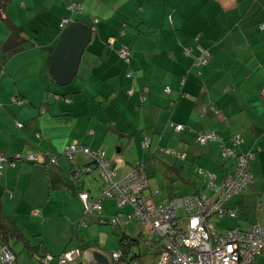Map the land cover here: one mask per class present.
<instances>
[{"label": "crops", "instance_id": "obj_1", "mask_svg": "<svg viewBox=\"0 0 264 264\" xmlns=\"http://www.w3.org/2000/svg\"><path fill=\"white\" fill-rule=\"evenodd\" d=\"M72 2L81 4V14L69 9ZM63 19L86 24L93 32L71 87L58 85L50 73ZM12 23L32 43L6 57L1 44ZM263 26L264 0H11L0 15V153L17 159L42 152L57 159L55 165L21 161L0 171V227L11 233L16 261L36 264L51 254L49 264H57L64 251L83 248L74 264H90L85 245L101 250L90 234L100 230L95 225L115 227L111 217L132 212L104 199L103 211L86 220L80 194L92 193L80 182L87 172L81 178L77 173L91 157L82 152L68 157L65 150L74 142L102 151L120 176L138 163L131 153L145 150L144 141L150 140V149L168 152L165 147H171L187 156L184 162H162L166 180H181L189 195H208L204 190L211 189L198 168L220 184L235 168L222 150L241 134L234 149L238 154L255 152L253 183L226 204L238 217L226 216L217 224L232 223L221 232L254 225L264 230ZM125 46L129 64L118 54ZM199 49L210 52L206 63ZM177 125L183 130L177 131ZM202 133L219 139L197 142ZM200 176L201 181L195 180ZM161 194L147 196L157 203L178 198H156ZM129 223L119 226V242L135 238L127 233ZM161 251L162 246L156 262ZM134 260L144 264L141 256ZM110 264L126 263L111 257ZM254 264H264V249Z\"/></svg>", "mask_w": 264, "mask_h": 264}, {"label": "built area", "instance_id": "obj_2", "mask_svg": "<svg viewBox=\"0 0 264 264\" xmlns=\"http://www.w3.org/2000/svg\"><path fill=\"white\" fill-rule=\"evenodd\" d=\"M69 9L75 13H82L80 3L72 2ZM69 19H63L61 30L69 24ZM264 29V27L262 28ZM192 49H185V54H192ZM206 63L211 57L209 51L199 49ZM119 56L129 61L130 51L128 47L119 50ZM170 93V88H165ZM133 93V90L130 91ZM58 99H61L58 97ZM69 101V99H66ZM18 103L22 101L15 99ZM22 127L21 124L18 125ZM182 125H177L176 130L182 131ZM219 137L212 134H199L197 142L206 143L210 140H218ZM243 136L236 134L231 138L232 146L241 144ZM150 140L142 143L144 149H149ZM82 152L90 156L94 163V171H97L103 178L104 185L101 195L92 197L90 193L83 192L80 199L84 205V214L101 213L103 211V200L114 199L120 208L131 207L130 213H118L111 219L113 225H126L129 222H136L149 230L156 237L163 240L162 249L157 264H254L257 257L264 249V230L261 225H254L249 230L230 229L218 231L216 223L225 216L237 217L234 212L226 210L225 205L236 195L242 193L253 183L251 161L255 158V152L236 156L232 147L223 148V156L237 157L235 171L226 175L220 184H215L216 177L212 173H206L202 168L200 173L205 176L207 186L212 189L211 196L187 195L174 200L155 202L152 196L145 193L149 189V180L143 173V166L137 163L133 169L125 175L120 176L113 163L105 159L102 151H92L77 142L72 143L65 150V154L71 159L76 153ZM184 157V156H182ZM43 165L57 163L56 156L48 158L43 153H33L24 156L19 155L17 159L8 158L0 153V171L7 167L16 168L18 162ZM90 172L91 167H85L79 171ZM186 211V217L180 212ZM36 215H40L37 211ZM3 235L0 234V264H18L14 253L9 247L2 245ZM83 254L81 249H68L58 255L57 264H74ZM121 254L115 252L113 260L118 261ZM53 255L46 254L40 257L41 264H49Z\"/></svg>", "mask_w": 264, "mask_h": 264}, {"label": "rangeland", "instance_id": "obj_3", "mask_svg": "<svg viewBox=\"0 0 264 264\" xmlns=\"http://www.w3.org/2000/svg\"><path fill=\"white\" fill-rule=\"evenodd\" d=\"M71 85L66 86V87H71ZM61 88H65V87H61ZM165 148L169 149L171 152L170 151L167 152V151H164L165 149L163 150L160 148H155V146H153V148H151L150 150H143L139 148L138 151H132L131 153V155H133L132 159L139 158L140 160L138 161V163L143 165L148 175H150V182H151L152 188L146 191L145 194L147 195L150 192H157V193L162 192V194L160 196H157L156 198H161V197L165 198V197H168L170 194H172V196H174L175 198L187 196L190 194L189 193L190 189L187 184H183L181 180H177V179L171 182L170 180H166V178L162 174V172L164 171V168L162 167V162H169V163H172L174 161L184 162L183 158L185 157L186 154L176 149H173L171 147H165ZM116 150H117V147L113 146L114 153L116 152ZM154 154H155V158L150 160V158L153 157ZM231 159H233L236 164V158L232 157ZM126 161L129 163H132V161H129L128 159H126ZM200 169L201 168H198L199 174H201ZM206 173H209V172L207 171ZM201 176L205 180L202 174ZM201 176L196 177V179L195 178L194 179L197 181H201ZM183 178L188 179L189 177H183ZM80 182L85 183L86 190L87 191L89 190L92 193L91 196L98 197L101 195V190L104 185V182H103V178L100 176L98 172H92V173L83 175ZM204 193L209 195L211 191L208 189H205ZM104 203L106 204L110 203V199L106 200ZM111 203L114 204L113 201H111ZM127 209L130 210V208H126V210ZM181 213L183 214V217H186L185 210H182ZM97 214L98 213L87 215L86 220L89 218V216H92V215L94 216ZM111 219H113V217H111ZM217 223H216V227L218 231H221L225 227L229 226V224H232L231 222L228 223V220H225L220 224H217ZM95 227H98L100 230L94 229L93 232L90 233L92 235L93 241L95 242L94 246H97L98 248H100L102 250L100 251L105 254V256L109 259V261H111L112 253L118 250V242H119L118 235L120 233V229H119L120 227L119 225L113 227L111 224L109 225L98 224V225H95ZM127 230H128L127 233L131 232L134 234L135 237L140 232H142L139 224L134 223V222L129 223ZM153 238L155 237L150 235L148 232L144 233V236L141 238L139 245H135L133 247L135 251L140 252L141 258L143 259L144 264H154L156 262L158 252L161 247V243L157 242L154 244H150V241ZM98 241L99 243H97ZM88 245H91V244H87L85 245V247H87ZM77 246H81V245H77ZM79 249H83V248H79ZM56 259H57V262H59V258L57 257ZM33 262L34 263L37 262L38 264L40 263L38 260L36 262L35 260H33Z\"/></svg>", "mask_w": 264, "mask_h": 264}, {"label": "water", "instance_id": "obj_4", "mask_svg": "<svg viewBox=\"0 0 264 264\" xmlns=\"http://www.w3.org/2000/svg\"><path fill=\"white\" fill-rule=\"evenodd\" d=\"M92 34V29L88 25L77 21L72 22L62 31L59 43L51 57L50 70L52 78L58 85L67 86L73 82L78 74L85 50L91 42ZM94 163L91 160L87 167H91ZM93 171L94 168L86 174ZM83 174L85 173L81 172L77 177L81 178ZM85 254L90 264H110L105 254L97 249L87 247Z\"/></svg>", "mask_w": 264, "mask_h": 264}, {"label": "trees", "instance_id": "obj_5", "mask_svg": "<svg viewBox=\"0 0 264 264\" xmlns=\"http://www.w3.org/2000/svg\"><path fill=\"white\" fill-rule=\"evenodd\" d=\"M11 0H0V15L2 16L4 13H5V8H6V6L8 5V3L10 2ZM95 22H98V20H96ZM264 27V26H263ZM262 27V28H263ZM10 30H9V36H8V39L4 42V43H2L1 44V50H2V52L4 53V56H6V57H9V56H11L12 54H14L15 52H18V51H20V50H23V48H24V46H26V45H28L29 43H32L31 41H30V39L29 38H27V36L23 33V30L19 27V26H17L16 24H14V23H12V24H10ZM120 50V49H119ZM119 50H118V54H119ZM210 53V52H209ZM211 55V54H210ZM120 57V56H119ZM120 59H121V57H120ZM125 64H129L130 63V56H129V61L127 62V61H125V60H123V59H121ZM128 76H131V74H128ZM166 93V92H165ZM183 126V125H182ZM230 147H232V146H230ZM233 149H234V147H232ZM150 149V148H149ZM149 149H145V150H149ZM234 151L236 152V150L234 149ZM37 153H42V152H37ZM249 153V152H248ZM43 154H45V153H43ZM244 154H247V153H242V154H238L237 152H236V156H239V155H244ZM46 155V154H45ZM222 155H223V150H222ZM7 156V155H6ZM235 156V158H236V164H237V157ZM8 157V156H7ZM51 157V156H50ZM50 157H48V158H50ZM224 157V156H223ZM8 158H10V157H8ZM225 158H227V157H225ZM230 158H232V157H230ZM230 158H228V159H230ZM255 159V158H254ZM253 161V160H252ZM252 161H251V165H252ZM236 164H235V168H236ZM250 165V166H251ZM143 166V165H142ZM87 167V166H86ZM12 168V167H11ZM235 168H234V171H235ZM91 169H92V167H91ZM4 170V169H3ZM233 171V172H234ZM252 171V170H251ZM84 172H86V171H84ZM93 172H97V171H93ZM232 172V173H233ZM143 173L145 174V168H144V166H143ZM232 173H228V175L229 174H232ZM145 176H147L146 174H145ZM148 178V177H147ZM148 180H149V178H148ZM205 181H206V178H205ZM223 181V180H222ZM216 184V183H215ZM217 185V184H216ZM206 187H208L207 186V181H206ZM211 189V188H210ZM213 194V191H212V189H211V194L210 195H205V196H211ZM241 194V193H240ZM234 198V197H233ZM229 202V201H228ZM227 202V203H228ZM226 203V204H227ZM225 208H226V210H228L229 212H234V211H232V210H229L227 207H226V205H225ZM120 213V212H119ZM236 215H237V217H238V213H236V212H234ZM118 214V213H117ZM87 215H89V214H85V216H87ZM227 216H229V215H227ZM226 217V216H225ZM229 217H231V216H229ZM231 218H234V217H231ZM223 219V218H222ZM221 219V220H222ZM220 220V221H221ZM219 222V221H218ZM0 234L1 235H3V241H2V245H5V246H7V247H9V249L12 251V249H11V247H10V244H9V236H10V231H8V230H3V229H1V227H0ZM144 236V232H141V233H139V237L140 238H137V237H135V238H129V239H126L125 241L124 240H122L121 242H119L120 244H119V248H118V251H116V252H119L120 254H121V256H120V259L118 260L119 262H124V263H126V264H135L134 263V259L136 258V257H140L141 256V254H140V252H138V251H135L134 249H133V246L135 245V243H134V240H137V241H135L136 243H140V241H141V238ZM157 239H155V238H153L151 241H150V244H154V243H157V242H160L161 243V246H162V249L164 248V243H163V240L162 239H160V238H158V237H156ZM79 249V248H78ZM85 249H87V247L85 248ZM81 251H85L84 249H81ZM263 251V250H262ZM115 253V252H114ZM157 262H158V260H157ZM157 262H156V264H157ZM19 264V263H18Z\"/></svg>", "mask_w": 264, "mask_h": 264}]
</instances>
